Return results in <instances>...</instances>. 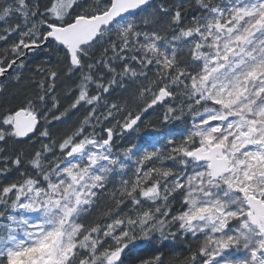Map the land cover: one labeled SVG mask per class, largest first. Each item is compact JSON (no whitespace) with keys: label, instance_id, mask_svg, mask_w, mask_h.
<instances>
[{"label":"snow or ice","instance_id":"6c2138e0","mask_svg":"<svg viewBox=\"0 0 264 264\" xmlns=\"http://www.w3.org/2000/svg\"><path fill=\"white\" fill-rule=\"evenodd\" d=\"M0 264H264V0H0Z\"/></svg>","mask_w":264,"mask_h":264},{"label":"trees","instance_id":"16d2710c","mask_svg":"<svg viewBox=\"0 0 264 264\" xmlns=\"http://www.w3.org/2000/svg\"><path fill=\"white\" fill-rule=\"evenodd\" d=\"M153 119H155V117H153ZM146 131H152V129H142L140 135H144Z\"/></svg>","mask_w":264,"mask_h":264}]
</instances>
